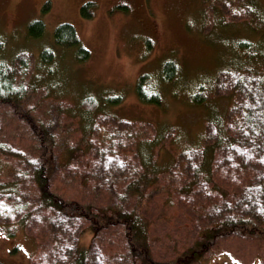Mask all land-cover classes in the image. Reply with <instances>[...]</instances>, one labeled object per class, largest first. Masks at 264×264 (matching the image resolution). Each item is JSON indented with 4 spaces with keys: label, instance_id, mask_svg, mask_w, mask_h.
<instances>
[{
    "label": "trees",
    "instance_id": "16d2710c",
    "mask_svg": "<svg viewBox=\"0 0 264 264\" xmlns=\"http://www.w3.org/2000/svg\"><path fill=\"white\" fill-rule=\"evenodd\" d=\"M263 1L243 0L239 4L244 11L234 16L240 17L237 22L245 26L244 34L218 39L223 51L219 71L200 76L196 88L189 92L191 104L204 109V118L197 124L202 128H196V135L190 123L180 124L182 130L174 133L165 123L144 122L152 125L154 133L144 138L136 135L132 163L122 147L124 140L135 134L128 130L130 121L106 116L104 125H100L95 118L104 113L101 101L107 106L117 105L124 95H105L101 99L89 94L77 103L74 114L79 116L80 130L73 142L57 140L58 131L51 124L37 125L36 141L42 152L31 161L22 153L2 148L0 143V153L19 158L25 167L13 166L9 180L0 184V224L9 230L20 228L31 236V230L40 226L38 230L44 236L39 246L44 252L41 264H102L91 247L79 244L84 231L81 220L85 219L90 221L88 227L93 229L95 239L110 224L122 228L129 251L127 259L135 264L141 254L142 264H153L152 222L144 206L155 194L166 197L165 203L177 201L188 212L203 214L201 219L205 220L194 246L184 253L188 257L178 258L177 264H191L190 258H202L198 248L209 246L219 237L260 230L264 226ZM51 6V0L45 1L42 13L49 12ZM95 6L93 1L83 3L82 16L92 18ZM121 9L127 11L128 7ZM215 23L216 27L228 26L220 16ZM27 29L28 39L39 41L46 34V23L34 19ZM50 42L51 47L54 43L66 51L74 49L76 62L91 56L71 23L58 25ZM146 46L149 51L152 49L150 39ZM51 47L40 50L35 71L45 68L53 74L51 68L58 55ZM4 50L0 37V117L7 107L17 113L19 107L25 106L36 91L34 80L38 79L33 71L29 87L20 83L18 70L26 73L31 55L18 54L8 60ZM178 76V63L167 59L158 70L139 76L136 96L142 103L162 106L163 88ZM60 176L71 183L69 186L76 187L77 180L83 196L93 195L95 202L102 200L100 194L104 193L107 204H82L67 197L58 190L56 181ZM217 191L225 203L214 199ZM234 195L230 202L228 197Z\"/></svg>",
    "mask_w": 264,
    "mask_h": 264
},
{
    "label": "rangeland",
    "instance_id": "374dc122",
    "mask_svg": "<svg viewBox=\"0 0 264 264\" xmlns=\"http://www.w3.org/2000/svg\"><path fill=\"white\" fill-rule=\"evenodd\" d=\"M45 1L0 0V37L4 40L5 58L11 60L18 54H30L26 73L21 68L18 70L19 82L29 87L30 74L34 71L38 77L34 80L36 91L25 106L19 107L17 113L11 107L2 110L0 143L2 148L22 153L30 161L37 160L42 152L36 141L39 138L37 125L51 124L58 131L55 138L59 141L64 138L70 142L76 140L80 125L79 116L74 112H77L79 100L89 94L99 98L124 95L123 101L117 105L107 106L101 101L104 113H98L95 118L100 125H104L106 116L130 121L128 130L131 135L135 134L133 138L125 139L122 147L132 163L135 161L136 135L144 138L154 133L152 125L144 122L165 123L174 133L182 130L180 124L190 123V129L196 135V128H202L197 124L204 118V109L191 104L189 92L196 88L200 76H212L219 71L223 51L218 39L245 32V26L237 22L240 17L234 16L244 11L239 7L243 0H51L50 11L42 13ZM87 1L96 3L92 18L81 14V6ZM122 6H127L128 10L121 9ZM218 16L224 20V25H228L226 28L219 24L216 27ZM38 18L45 21L46 34L41 40L32 41L28 39L27 28ZM65 22L76 27L79 39L91 52L88 60L76 62L74 49L66 51L54 43L51 47L54 30ZM148 39L153 45L150 51L146 46ZM44 46L54 48L58 55L51 68L52 75L45 68L41 72L35 71ZM167 59L179 65L177 80L165 88L161 85L162 106L142 103L135 93L139 76L158 70ZM21 161L0 153V184L9 180L13 166L25 168ZM56 183L60 192L82 204H107L104 193L100 194L103 197L100 201L95 202L93 195L85 198L77 180L76 187L69 186L71 183L62 176ZM214 195L217 203H225L220 192H214ZM165 199L155 194L144 206V212L152 222L153 264H177L178 258L188 257L184 253L194 246L197 231L205 224L201 219L203 214L188 212L177 201L165 203ZM234 199L235 195L228 197L230 202ZM87 220H81L84 231L80 234L79 244L91 247L102 264H134L127 259L129 251L122 228L110 224L95 239ZM39 227L31 230L32 236L20 228H13L8 236H4L2 248L22 264L44 263V252L39 248L44 236ZM254 230V233L225 239L219 237L209 246L198 248L202 258L187 260L192 261L191 264H264V226ZM15 248L16 252L13 251ZM135 264H142L141 254Z\"/></svg>",
    "mask_w": 264,
    "mask_h": 264
},
{
    "label": "flooded vegetation",
    "instance_id": "af4514ba",
    "mask_svg": "<svg viewBox=\"0 0 264 264\" xmlns=\"http://www.w3.org/2000/svg\"><path fill=\"white\" fill-rule=\"evenodd\" d=\"M4 227H5L4 225L0 224V228H4ZM5 228H4V230L0 229V264H22V263L15 261L13 259V254L8 253L4 248H2L1 243L4 239V236H8L10 234L9 228H6V229ZM12 234L14 235V233H12ZM15 249H13V250H15ZM11 253H13V252H11Z\"/></svg>",
    "mask_w": 264,
    "mask_h": 264
}]
</instances>
